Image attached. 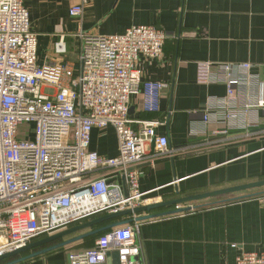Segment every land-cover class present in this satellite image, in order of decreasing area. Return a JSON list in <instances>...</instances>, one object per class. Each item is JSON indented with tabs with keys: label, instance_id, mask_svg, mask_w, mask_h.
I'll use <instances>...</instances> for the list:
<instances>
[{
	"label": "built area",
	"instance_id": "obj_1",
	"mask_svg": "<svg viewBox=\"0 0 264 264\" xmlns=\"http://www.w3.org/2000/svg\"><path fill=\"white\" fill-rule=\"evenodd\" d=\"M83 12L81 3L70 8L75 17ZM79 37L77 62L67 58L65 35L41 62L25 0H0V255L102 215L153 203L154 189L141 188L140 165L183 149L157 133L161 121L137 120L136 130L130 116L133 95L144 90L149 96L165 86L143 79L141 62L163 57L166 31L135 24L120 34ZM253 67L248 61L197 62L198 83L227 87L226 96L208 97L202 111L207 129L212 122L226 125L214 135L257 132L260 123L253 116L264 109V81ZM96 127L115 129L117 156L90 149ZM141 223L112 229L92 247L70 253V264H108L110 251L119 252L121 264H142ZM236 264H264V251L241 250Z\"/></svg>",
	"mask_w": 264,
	"mask_h": 264
},
{
	"label": "crops",
	"instance_id": "obj_2",
	"mask_svg": "<svg viewBox=\"0 0 264 264\" xmlns=\"http://www.w3.org/2000/svg\"><path fill=\"white\" fill-rule=\"evenodd\" d=\"M79 3L84 7L82 16H72L70 8ZM25 4L39 36L41 62L53 56L62 35L67 58L72 59L69 53L79 52L81 33L120 34L135 24L166 31L163 57L141 62L143 79L165 86L149 96L144 90L133 95L130 109L134 129H139L137 120L161 121L157 133L166 136L170 146L183 148L175 156L140 165L141 188L154 189L151 202L264 179V109L253 116L260 123L258 133L230 130L228 135H214V129L226 125L212 122L207 129L202 111L208 97L226 96L227 87L197 81V62L202 60L251 62L253 73L264 81V0H25ZM90 149L117 156L115 129L94 128ZM148 150L153 151L152 145ZM225 198L200 202L204 205L189 212L141 221L137 258L142 264H236L241 250L264 251V192L217 202ZM99 237L18 264H70V253L90 248Z\"/></svg>",
	"mask_w": 264,
	"mask_h": 264
},
{
	"label": "water",
	"instance_id": "obj_3",
	"mask_svg": "<svg viewBox=\"0 0 264 264\" xmlns=\"http://www.w3.org/2000/svg\"><path fill=\"white\" fill-rule=\"evenodd\" d=\"M263 192L264 179H260L257 181L247 182L240 185H235L214 191L196 193L170 200L156 201L154 203H148L146 205H142L134 209H128L116 213L102 215L90 221L80 223L67 229L61 230L57 233L39 238L18 249L5 252L0 255V262L4 260L7 261L0 264H18L34 257H37L39 255H42L44 253H47L51 250L68 246L87 237L97 235L106 230L121 227L134 221H145L157 217L189 212L193 209L203 206L204 203L200 202H204L208 199L232 195L233 197L221 199L217 202L230 201L234 199H242L251 196H256ZM167 207L173 208L163 209ZM109 220L114 221L104 226H98L99 224ZM86 229L89 230L83 232ZM107 257L108 264H121L118 251L108 252Z\"/></svg>",
	"mask_w": 264,
	"mask_h": 264
},
{
	"label": "trees",
	"instance_id": "obj_4",
	"mask_svg": "<svg viewBox=\"0 0 264 264\" xmlns=\"http://www.w3.org/2000/svg\"><path fill=\"white\" fill-rule=\"evenodd\" d=\"M170 208H173V207H167V208H163V209H170ZM114 220H109V221H105V222H103V223H101V224H99L98 226H104V225H107V224H109V223H112ZM112 229H110V230H106V231H103V232H101V233H99V234H97V235H94V236H102V235H104V234H106L107 232H109V231H111ZM93 237V236H92ZM90 238V237H89ZM92 247V246H91ZM5 261H7V260H4V261H1L0 263H3V262H5Z\"/></svg>",
	"mask_w": 264,
	"mask_h": 264
},
{
	"label": "rangeland",
	"instance_id": "obj_5",
	"mask_svg": "<svg viewBox=\"0 0 264 264\" xmlns=\"http://www.w3.org/2000/svg\"><path fill=\"white\" fill-rule=\"evenodd\" d=\"M78 53H79V52H77V50H76L75 52L72 51L71 53H69V55L72 57V59H71L72 61L77 62V60H78V58H77ZM257 180H258V179H257ZM257 180H256V181H257ZM259 180H260V179H259ZM231 196H232V195H231ZM224 197H230V196L228 195V196H224ZM212 200H214V199H208V200H205L204 203H205V202H208V203H209V202H211Z\"/></svg>",
	"mask_w": 264,
	"mask_h": 264
}]
</instances>
